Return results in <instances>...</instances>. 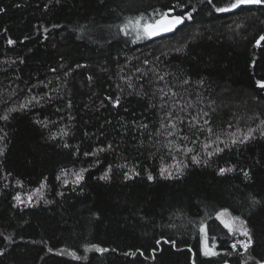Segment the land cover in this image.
<instances>
[{
	"label": "trees",
	"instance_id": "1",
	"mask_svg": "<svg viewBox=\"0 0 264 264\" xmlns=\"http://www.w3.org/2000/svg\"><path fill=\"white\" fill-rule=\"evenodd\" d=\"M230 2L0 0V116L36 98L0 119V264H255L264 257L257 128L264 41L256 44L264 5L215 11ZM193 7L174 32L136 40L132 28L121 31L140 14L141 24L154 23L169 8L183 15ZM249 127L257 128L253 139L224 148ZM98 148L105 150L92 155ZM109 166L110 178L99 179ZM222 209L246 221L247 252L232 248L237 237L217 216ZM202 223L217 256L203 255ZM153 249H162L154 259Z\"/></svg>",
	"mask_w": 264,
	"mask_h": 264
},
{
	"label": "snow or ice",
	"instance_id": "2",
	"mask_svg": "<svg viewBox=\"0 0 264 264\" xmlns=\"http://www.w3.org/2000/svg\"><path fill=\"white\" fill-rule=\"evenodd\" d=\"M56 2L59 3L60 0H56ZM208 2L211 3V0H208ZM246 4H260V5H264V0H232V2H230L226 6L216 7L215 11L216 12H221V13H223V12H232L234 10L239 9L242 5H246ZM17 6H19V5H17ZM177 7H179V5H177ZM5 11L6 10L4 8L0 7V13H3ZM174 11L175 10L173 8L167 9L166 11H164L160 15L159 19L155 20L154 23L141 24V21L144 19V14L138 15L135 19L129 18L121 26V31H123L125 35H128L129 34L128 29L132 28L135 31L136 40L153 38V37H156L158 35H162L164 33L174 32L177 29L178 26H180V25L185 23V20H191L193 18V13L196 11V9L193 7L191 9V11H186L183 15H174V14L170 15V13H174ZM83 31H84V29L82 28L81 32H83ZM261 41H264V35H261L259 37V39L256 41V44L259 46ZM8 43L9 44H14L15 41L9 39ZM181 50L182 49H177V51H181ZM145 63H148V61H145ZM77 67H80V65H77ZM89 79H91V77H89ZM159 79L163 80V77L161 76ZM257 84H258L259 87L264 88V81H258ZM163 94L164 95H168V93H166V92L163 93ZM35 99H36L35 97H32L31 99L26 100L24 103L19 105L18 109L17 108L9 109V113H6L3 116H0V119L5 120V121L8 120L9 119V114L11 112H16L18 110L26 109L32 103V101L35 100ZM109 99L111 100L112 98L109 97ZM112 103H113V106H119L120 103H121L120 98L116 97V99L113 100ZM168 115L172 116V113L169 112ZM204 115L207 116L208 113H204ZM197 118L198 117H194L193 119H197ZM37 123H43V122L42 121H37ZM205 123H208V121L205 120ZM172 126L174 127L175 124L173 123ZM230 127H231V125H230ZM257 128L260 129L259 135L261 137H264V120L260 121V124L257 125ZM257 128L249 127L247 129V132L246 133H242V135H237L236 133H233L231 138H230V142L229 141L223 142L224 143V148L231 147V145H235L237 143L245 144L246 142H248L249 140L254 138V135L257 132ZM209 131H211V129H209ZM237 132L239 133V132H241V130L237 129ZM62 134H66V133H62ZM3 139H4V137L0 136V140H3ZM65 147H67V145H65ZM107 147L109 149H111L112 145L109 144ZM224 148L216 147L215 153L218 154L220 152H223ZM104 150H105L104 148H98V149H96V152L91 153V154L95 155L96 153L104 151ZM188 151H191V149H189ZM3 152H4V148L0 147V155H2ZM213 154H214L213 152H209L208 153L209 156H211ZM84 155H89V153H85ZM191 159L196 164L201 163V161L195 156L191 157ZM204 162L206 163L207 161H204ZM234 170H235L234 168H220L219 172H220V174H225L227 172H232ZM86 171H87V169H81L80 172L74 173L75 180L73 181V183L79 184L84 179V172H86ZM110 172H111V166H109L108 170L105 171V173L101 177H99V179L108 180L110 178L109 177V173ZM64 174L66 175V172ZM177 174L178 175L181 174V169L180 168H177ZM243 174H244L245 178H249V173L248 172H244ZM136 175H139V173H136ZM160 175L162 177L169 178V177L172 176V172L168 171L167 169H162L161 172H160ZM59 178L60 177H57V179H59ZM130 178H131L130 176L125 174V179H130ZM147 178H148V180H155V177L152 176L151 174H148ZM18 183H19V181H18ZM65 183H67V181H65ZM43 187H44V185L42 184L41 188H43ZM36 192L37 193H41V189L40 188L36 189ZM60 195H62V193ZM15 199L17 201H20L21 198H20L19 195H17L15 197ZM28 200H29V202H31L32 201V197L29 196ZM45 203H51V202L50 201H45ZM253 203H256V201L253 200ZM228 211H229L228 209H222L221 211L217 212V216L220 217V218H223L225 216V214L228 213ZM236 221H238L239 224L234 226V222H236ZM222 223L224 224V227H226L229 230V232L234 234L235 232L240 231V232L243 233V235L245 237L248 238L247 241H240L239 242L243 246L244 251L247 252L249 247L252 245L253 241H252V238H251V235H250V231L246 227V221L240 220L239 217H233V222H229L227 220H223L222 219ZM200 230L202 232H204L205 233V237H207L208 225L206 223H202L200 225ZM9 239H11V237H9ZM163 242L164 243H170L174 247H175V244H176L175 240L169 241L167 239H164ZM156 244L160 245L161 244V240H157ZM92 247L97 248V250L100 251V252L109 251V249L102 248V247H99V246H96V245H93ZM236 247H237V245L234 243L232 245V248L235 249ZM157 250H161L162 251V249H153L152 250L153 251V259L155 258V252ZM48 251L51 252L52 249L49 248ZM2 254H3V252L0 251V255H2ZM130 254L131 255H136L135 252H132ZM203 255H205V256H217V255H219V253L214 251V249L212 247H209V245L207 243V239H205V242L203 244ZM193 257H195V253H193ZM249 258L251 259V257H249ZM192 264H196L195 258L192 260ZM245 264H246V262H245ZM255 264H264V257H261L260 260L255 261Z\"/></svg>",
	"mask_w": 264,
	"mask_h": 264
},
{
	"label": "rangeland",
	"instance_id": "3",
	"mask_svg": "<svg viewBox=\"0 0 264 264\" xmlns=\"http://www.w3.org/2000/svg\"><path fill=\"white\" fill-rule=\"evenodd\" d=\"M233 217H235V216H233L232 214H230L229 212L227 213V214H225V216L223 217V218H221V220L223 219V220H227V221H229V222H233ZM241 220V219H240ZM239 224V222L238 221H236V222H234V226H236V225H238ZM235 236L237 237V239H236V241L234 242L236 245H237V247L236 248H240V249H243V246L239 243L240 241H247V237H245L244 235H243V233L242 232H240V231H237V232H235ZM208 237V236H207ZM207 237H205V233L203 232V236H202V244H204V242H205V239H207ZM207 243H208V239H207ZM209 244V243H208ZM210 247V246H209ZM235 248V249H236Z\"/></svg>",
	"mask_w": 264,
	"mask_h": 264
}]
</instances>
